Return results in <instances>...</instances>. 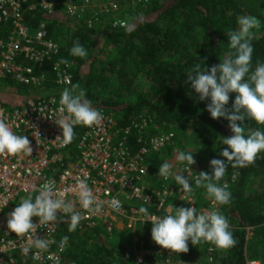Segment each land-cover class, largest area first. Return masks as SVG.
I'll list each match as a JSON object with an SVG mask.
<instances>
[{"label": "built area", "instance_id": "2783aa9c", "mask_svg": "<svg viewBox=\"0 0 264 264\" xmlns=\"http://www.w3.org/2000/svg\"><path fill=\"white\" fill-rule=\"evenodd\" d=\"M50 16H57L65 25L82 22L88 28L96 25L123 29L117 22L125 21L117 0H0V87L6 90L9 87L4 83L9 81L25 89L23 101L13 106L0 102V115L14 134L28 136L33 148L31 156L0 155V213L26 195L35 197L44 184L50 183L57 195L64 193L76 210L86 216L77 229L96 228L107 234L122 230L132 240L142 241L141 234L152 224L145 221L147 217L139 212L140 207L158 217L174 215L179 207H194L198 214L214 210L217 206L211 198L203 208L196 205L201 189L195 182L199 174L196 163L189 171L186 162L171 161L177 152L175 133L160 129L147 112L122 118L98 104L92 105L103 119L99 126L80 125L74 156H67V146L61 147V140L55 139L62 135V129L54 123L55 117L46 119L52 113L59 118V89L67 87V78L72 77L69 62L61 64L53 59L59 46L47 34ZM169 133L174 135L161 144V137ZM164 162L172 164L174 174L188 177L191 193L181 191L174 176L165 180L158 175ZM236 174L233 171L221 185L228 186ZM85 178L100 205L99 212H86L80 206L75 189ZM185 195L190 198L183 199ZM63 220L70 223L68 216H63ZM38 222L33 217V223ZM135 231L141 234L136 237ZM37 235L50 241L49 248L38 259L33 255L35 248L28 256L23 254L29 241L10 232L6 222L0 228V264H64L67 243L61 245L63 238L57 236V227L50 230L41 224ZM148 251L140 247L134 262L143 263V255ZM211 253L208 247V262L212 261ZM244 264L262 263L257 258L245 260Z\"/></svg>", "mask_w": 264, "mask_h": 264}, {"label": "trees", "instance_id": "16d2710c", "mask_svg": "<svg viewBox=\"0 0 264 264\" xmlns=\"http://www.w3.org/2000/svg\"><path fill=\"white\" fill-rule=\"evenodd\" d=\"M144 13L146 18L129 22L122 12L131 31L96 25L88 28L82 22L65 25L57 16H50L47 34L59 46L53 59L71 63V83H78L85 90L92 105H97L98 101L99 106L117 112L122 118L147 112L160 129L173 132L177 123L188 125L192 142L201 150L206 162L198 169L210 174V160L224 159L220 156L226 147L222 139L232 133L226 119L211 118L206 110L210 101H199L190 83L185 82V76L198 61H204L207 67L223 61L229 52L227 34L237 29L238 18L245 12L233 0H152L147 3ZM77 40L87 50L86 58L70 54ZM252 44L254 70L257 61L264 62V25L254 32ZM137 77L144 82L143 89L134 86ZM4 84L18 93L25 90L9 81ZM106 89L111 90L108 95H104ZM235 95L229 94L227 107L231 108ZM244 124L246 134L264 131V125L251 119ZM74 132L73 142L66 148L69 158L74 156L80 125L75 126ZM233 171L237 173L236 178L227 186L231 203L219 210L228 220L237 244L228 250L213 249L212 261L208 264H244L245 260L256 259L259 254V260L264 264V152L248 167L234 168L229 163L219 184L228 180ZM23 198L16 204L19 205ZM68 228L69 223L65 220L57 226V236L68 237L64 259L70 257L75 264H135L136 248L120 243L108 244L96 228L77 229L67 234ZM147 229L151 234V227ZM80 238L89 240L82 243L89 248L77 249ZM142 239L146 244L143 246L149 251L143 255L140 264L163 263L169 250L149 245L151 241L147 235ZM68 245L75 246V250L68 249Z\"/></svg>", "mask_w": 264, "mask_h": 264}, {"label": "clouds", "instance_id": "9594fccd", "mask_svg": "<svg viewBox=\"0 0 264 264\" xmlns=\"http://www.w3.org/2000/svg\"><path fill=\"white\" fill-rule=\"evenodd\" d=\"M120 26L131 31L127 21H118ZM260 20L254 16H241L238 18V29L228 32V48L223 61L207 67L204 61L192 67L186 73V83L198 94V100L208 99L206 110L212 119L224 118L228 121V127L232 135L222 139L226 147L220 152L224 159H212L209 166L211 173L201 171L196 177V186L206 188L209 198L212 199L214 210L197 213L194 207L175 208V214L163 217L150 215L148 209L140 207L139 212L147 217L145 221L152 224L151 239L163 249L171 253H187L188 242L192 245L201 242L211 243L217 248L228 250L235 247L236 239L230 231V225L226 217L221 214L218 206L231 203L232 196L227 190V184L220 185L226 173L228 164L232 167H248L253 165L259 154L264 152V131H249L246 134L244 121L251 119L258 125H264V62L257 61L253 70L254 29L260 28ZM70 54L74 57L86 58L87 50L77 40ZM61 63L67 64L66 60ZM69 87H65L60 94L59 118L52 113L49 118L55 117L56 123L62 129V135L55 139L61 140V147H66L73 142L75 126L84 127L99 126L103 116L92 106L87 99L86 92L78 83L72 84L68 77ZM230 93H235V99L231 108L229 104ZM66 113V114H65ZM39 134V133H38ZM174 133L161 137L160 143L171 139ZM33 148L28 136H20L13 133L5 119L0 115V155H28L31 156ZM176 160L185 163L189 171L190 166L196 161L193 152H179ZM172 164L164 162L158 175L165 180L174 176L181 186V191L189 194L193 191L188 177L172 172ZM80 206L86 212H99L100 205L88 186L87 178L78 182L75 189ZM136 191H140L137 189ZM190 197L185 195L183 199ZM95 206V207H94ZM172 211L171 209L169 210ZM70 219L69 232H75L82 219L86 216L77 211L75 204L65 198V194L57 195L50 183L44 184L38 193L23 198L18 206L8 214L7 228L15 236L26 238L29 244L22 249L28 256L32 248L34 258L50 246V241L37 235L39 225L45 224L50 230H54L60 223H64L63 216ZM33 217L38 218V223H33ZM144 221V222H145ZM68 237L61 240V245H66ZM183 264V262H181Z\"/></svg>", "mask_w": 264, "mask_h": 264}, {"label": "rangeland", "instance_id": "374dc122", "mask_svg": "<svg viewBox=\"0 0 264 264\" xmlns=\"http://www.w3.org/2000/svg\"><path fill=\"white\" fill-rule=\"evenodd\" d=\"M117 1H119L121 8H122V12L125 14L127 20L129 22H132L133 20L139 19V17L140 18L147 17V14L144 12H145L147 3L152 0H117ZM233 1L239 4L243 8L245 12L244 16L246 15L254 16L260 20L261 22L260 27L264 25V0H233ZM238 27L239 25H237V29ZM258 31H260V28L253 30V32H258ZM69 66H71V63L69 64ZM134 86L138 90L143 89L144 82H142V80L139 79V77H137L134 79ZM11 89L13 88L10 87V90L9 89L5 90L4 87H0V102L6 106H13L15 103L13 104L12 101L16 100L17 98L19 100L16 103L20 102L21 100L23 101L25 99V96L23 95V93H18L17 91H12ZM110 92H111L110 89H106L104 92V95H108ZM125 98L126 97H122V99H125ZM97 102L96 104H98ZM114 114L118 115L117 112H114ZM175 127H176L174 131L175 137H176L175 148L177 149V152L171 158V161L176 160V156L178 155L179 152L191 151L193 152V157L196 161V164H195L196 168L198 172H200V170L198 169L199 166L206 165V162L204 161L205 159H204V156L202 155L201 150L192 142L191 129L188 127V125H185L182 123H177ZM208 199H209V196L206 192V188L201 187V189L198 191L196 195V199H195L196 205L199 208H203L206 206V202L208 201ZM18 201L19 200L11 203L7 209L2 210V212L0 213V228L7 222L8 214L14 210L13 208L18 206L16 204ZM97 230L101 238L108 244L120 243L124 246L130 245L131 247L136 248L137 251L139 250L140 245L144 249H148L143 246V245H146L145 243H143V240L142 242L139 241L138 239L132 240L130 235L128 233L127 235L122 230H113L109 234L105 233L101 229H97ZM149 232L150 231L148 229L145 230L142 234L138 231H135L134 236L137 237L141 234V237L144 238V236L147 235V237L149 236V239H150L151 234ZM66 233L70 234L69 231H67ZM247 234L249 233L247 232ZM88 241L89 240L85 241L83 238H80V240L77 241V245H76L77 249H80L81 247H83V249L89 248L88 245L85 246V243L82 244L83 242L88 243ZM149 241H151L150 243H148L149 245L157 246V244H155V242L152 239H150ZM188 247H189V251L187 253L176 254V253H171L169 251H166L167 256H168L166 260L163 263L159 261H157V263L159 264H181V262H183V264H208L210 262H208L206 259L207 248L210 247L212 250L213 249L220 250L215 245L211 243H205V242H201L196 245H192L191 242H188ZM68 249L75 250V246L68 245ZM260 257L261 255L259 254V256L256 257V259L257 258L261 259ZM74 262L75 260L70 259V257H65L64 259V264H75ZM144 264H147V263H144Z\"/></svg>", "mask_w": 264, "mask_h": 264}, {"label": "crops", "instance_id": "0c3cea01", "mask_svg": "<svg viewBox=\"0 0 264 264\" xmlns=\"http://www.w3.org/2000/svg\"><path fill=\"white\" fill-rule=\"evenodd\" d=\"M18 97V96H17ZM19 99L17 98L16 100H14V101H12V103L14 104V103H16L17 101H18ZM143 240V239H142ZM142 242V241H141ZM140 247H142L141 245H140ZM140 247H139V249H140ZM139 251V250H138ZM138 251H137V249L136 250H134V255H136L137 253H138ZM168 257V256H167Z\"/></svg>", "mask_w": 264, "mask_h": 264}]
</instances>
